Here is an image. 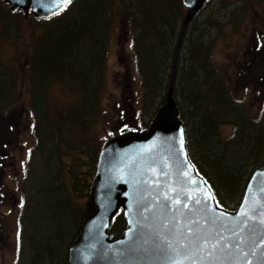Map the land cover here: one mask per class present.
Instances as JSON below:
<instances>
[{
    "label": "trees",
    "instance_id": "1",
    "mask_svg": "<svg viewBox=\"0 0 264 264\" xmlns=\"http://www.w3.org/2000/svg\"><path fill=\"white\" fill-rule=\"evenodd\" d=\"M218 5L215 13L208 14L202 20H197L198 17L193 19L185 31L175 61L173 100L183 126L189 161L209 185L217 204L228 212H234L251 173L264 167L262 165L259 168L257 165L264 151V137L259 132L263 122L247 119L241 111V103L236 100L226 79L219 74V67L211 59L213 45L221 28L233 23L229 15L220 14V2ZM230 6L228 4V9L233 12ZM1 13L5 23L0 25V35H7L11 13H5L4 10ZM122 13H125L132 31L130 48L140 89L139 99L129 97L125 106L138 105L139 109L137 107L133 110V122L137 121L148 128L165 104L174 51L186 13L180 0H74L57 17L36 21L31 25L25 46L29 51L26 69L35 140L33 151L40 152L43 159L46 156L50 159L54 150H57L51 169L55 171V178L63 174L60 169H64L63 159L66 157L60 151L65 148V140L68 145L76 147L73 149L74 157L86 158L85 146L78 145V148L69 141V131L89 118L100 102L110 39L109 28L111 34L116 18L121 17ZM87 45L94 47L95 51H85ZM0 75H4L0 76L1 109L14 105L19 100V92L17 76L12 68L0 67ZM53 83L60 84L66 96L68 94L72 97L59 117L50 114L48 104L49 88ZM122 110L126 112L125 108ZM130 123L126 121L120 125L117 130L119 134L137 130L129 129L127 126ZM220 123L231 124L234 128L232 138L224 143L218 134ZM227 145L239 146V151L234 153V157H237L235 160L226 152ZM52 146L55 148L52 149ZM208 153L214 154L212 165H209ZM97 155L90 154V165L84 166L86 172L83 173L78 170L82 160L74 162L77 167L71 165L72 161L68 162L66 169L69 184L66 182L65 189L57 186L58 193L50 191V198L58 194L62 201L51 198L53 203L46 206L52 213L48 214V219L52 224L57 219L59 222L69 220L63 224L64 235L69 237L62 251L64 254L56 253V246L60 249L56 240L58 227L62 226L59 224L54 228L58 231L55 238L51 235L43 237L44 246L40 245L39 249L35 247L31 262L67 264V249L77 235L79 226L77 215L75 219L72 217L75 214L69 205L71 196H67V193L82 192V197L87 198ZM63 179L66 181L64 175ZM84 206H81L78 215L84 212ZM124 229L125 222L119 214L108 233L111 239H116Z\"/></svg>",
    "mask_w": 264,
    "mask_h": 264
},
{
    "label": "water",
    "instance_id": "2",
    "mask_svg": "<svg viewBox=\"0 0 264 264\" xmlns=\"http://www.w3.org/2000/svg\"><path fill=\"white\" fill-rule=\"evenodd\" d=\"M73 0H3L35 20ZM182 21L165 104L143 133L104 141L68 264H264V168L252 172L234 212L218 207L190 163L173 100L176 56L190 22L210 0H180ZM121 211L125 230L110 240Z\"/></svg>",
    "mask_w": 264,
    "mask_h": 264
},
{
    "label": "rangeland",
    "instance_id": "3",
    "mask_svg": "<svg viewBox=\"0 0 264 264\" xmlns=\"http://www.w3.org/2000/svg\"><path fill=\"white\" fill-rule=\"evenodd\" d=\"M218 2L220 14L229 15L233 23L221 28L220 35L213 45L211 59L219 67V74L226 79L236 100L241 103V111L247 119L262 120L259 132L264 137V0H212L198 19L202 20L208 14L215 13L219 8ZM228 4L232 5L230 7L233 12L228 9ZM2 10L11 15L7 24L9 33L0 35V67H9L15 71L19 100L12 106L0 109V264H36L30 261L36 251L35 247L39 249L40 245L44 246L43 237L57 235L58 231L54 229L56 226L62 224L58 227L56 240L60 244V249L56 246L58 250L56 253H63L66 240L69 239L63 232V224L68 219L63 222L57 219V222L52 224L48 219V214H52L51 210L46 209V206L53 203L52 199L62 201L58 194L51 199L50 191L58 193L57 186L65 189L66 182L69 184L66 169L68 162L72 161L71 165L77 167L74 162L82 160L78 170L80 173L86 172L84 166L90 165V154L96 156L104 141L119 135L117 130L120 125L126 121L132 122L127 127L137 130L128 131L136 132L144 131L147 126H142L137 121L133 122V110L137 107L139 109L138 105L125 106L129 97L139 99L140 89L130 48L132 31L125 13H122L121 17L116 18L111 34L109 28L110 39L100 102L89 118L69 131V141L77 147L85 146L86 158L74 157L73 149L76 147L68 145L65 140V148L60 151L66 157L63 159L64 169H60L63 174L55 178V171L51 169L52 161H55L54 157L58 154L57 150H54L50 159L47 156L43 159L40 152L33 151L35 146L33 119L27 94L26 65L29 51L25 45L32 23L43 20H35L30 14L25 17L24 12L20 10L14 13L3 0H0V25L5 23ZM259 38L260 42L257 40ZM86 48L85 51H92L90 53L95 51L91 45H87ZM71 99L68 94L66 96V91L60 84L53 83L49 88L48 98L50 114L61 116ZM124 108L126 112L122 110ZM233 133V125L220 123L218 134L222 143L229 141ZM54 148L52 146V149ZM238 151V145H227L226 152L233 156V160L237 158L234 157V153ZM213 155L208 153L211 163L209 165H212ZM257 165L259 168L264 165V151ZM73 193L69 192L67 196H71L69 205L75 214L72 217L75 219L77 215L78 223L82 214L78 213L82 209L81 206L86 204L87 198L82 197V192ZM28 200L29 203L25 205V201ZM49 242L48 245L52 247Z\"/></svg>",
    "mask_w": 264,
    "mask_h": 264
},
{
    "label": "bare ground",
    "instance_id": "4",
    "mask_svg": "<svg viewBox=\"0 0 264 264\" xmlns=\"http://www.w3.org/2000/svg\"><path fill=\"white\" fill-rule=\"evenodd\" d=\"M223 1H224V0H223ZM203 10H204V9H203ZM231 10H232V9H231ZM209 11H210V10H209ZM198 17H199V16H198ZM195 18H196V17H195ZM195 18H194V19H195ZM198 20H199V19H198ZM200 22H201V21H200ZM107 34H108V33H107ZM180 45H181V43H180ZM177 54H178V53H177ZM65 88H66V87H65ZM66 90H67V89H66ZM174 104H175V103H174ZM175 106H176V105H175Z\"/></svg>",
    "mask_w": 264,
    "mask_h": 264
},
{
    "label": "flooded vegetation",
    "instance_id": "5",
    "mask_svg": "<svg viewBox=\"0 0 264 264\" xmlns=\"http://www.w3.org/2000/svg\"><path fill=\"white\" fill-rule=\"evenodd\" d=\"M260 36V35H259ZM259 42H260V38L259 39H257Z\"/></svg>",
    "mask_w": 264,
    "mask_h": 264
}]
</instances>
